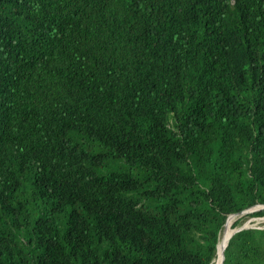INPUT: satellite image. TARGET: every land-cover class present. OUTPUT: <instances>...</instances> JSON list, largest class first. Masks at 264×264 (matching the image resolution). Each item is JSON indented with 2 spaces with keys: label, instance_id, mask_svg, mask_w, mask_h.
Wrapping results in <instances>:
<instances>
[{
  "label": "trees",
  "instance_id": "1",
  "mask_svg": "<svg viewBox=\"0 0 264 264\" xmlns=\"http://www.w3.org/2000/svg\"><path fill=\"white\" fill-rule=\"evenodd\" d=\"M256 205L264 0H0V264H211Z\"/></svg>",
  "mask_w": 264,
  "mask_h": 264
},
{
  "label": "bare ground",
  "instance_id": "2",
  "mask_svg": "<svg viewBox=\"0 0 264 264\" xmlns=\"http://www.w3.org/2000/svg\"><path fill=\"white\" fill-rule=\"evenodd\" d=\"M233 217L234 216H232L230 218V220L224 225V228L220 233L219 241L217 244L216 257L213 260L212 264H221L222 263V251L225 248V246H227V243H228L230 237L232 236V234L234 233V231L237 229V228L233 229V227H232V224L234 221Z\"/></svg>",
  "mask_w": 264,
  "mask_h": 264
},
{
  "label": "rangeland",
  "instance_id": "3",
  "mask_svg": "<svg viewBox=\"0 0 264 264\" xmlns=\"http://www.w3.org/2000/svg\"><path fill=\"white\" fill-rule=\"evenodd\" d=\"M262 208H261V206H255V207H253L252 209H250L249 211H248V213H245V214H241V215H236L235 217H233V220L235 221L237 218H239V217H241V216H244V215H246V214H249V213H251V212H257V211H260ZM233 221V222H234ZM245 226V227H247V228H258V229H262V228H264V217H256V218H254V217H248V218H245L244 220H243V222H242V224H241V226L240 227H238L237 229H240V228H242V226ZM234 229V228H233ZM244 229V228H243ZM222 230H223V228H222ZM221 230V231H222ZM221 233V232H220Z\"/></svg>",
  "mask_w": 264,
  "mask_h": 264
},
{
  "label": "water",
  "instance_id": "4",
  "mask_svg": "<svg viewBox=\"0 0 264 264\" xmlns=\"http://www.w3.org/2000/svg\"><path fill=\"white\" fill-rule=\"evenodd\" d=\"M250 209H252V208H250ZM250 209H248V210H245V211H243L241 214H245V213H248V211L250 210ZM250 212V211H249ZM237 214H234V215H230V216H236ZM226 223V222H225ZM243 228H240V229H238V230H236V231H234V233H236V232H238V231H240V230H242ZM233 233V234H234ZM232 234V235H233ZM226 247V246H225ZM216 248H217V246H216ZM225 249V248H224ZM224 249H223V251H222V263L221 264H223V260H224Z\"/></svg>",
  "mask_w": 264,
  "mask_h": 264
},
{
  "label": "clouds",
  "instance_id": "5",
  "mask_svg": "<svg viewBox=\"0 0 264 264\" xmlns=\"http://www.w3.org/2000/svg\"><path fill=\"white\" fill-rule=\"evenodd\" d=\"M256 206H261V210H263L264 209V205H256ZM255 207V206H254ZM253 208V207H252ZM235 217V216H234ZM228 219V218H227ZM227 221V220H226ZM225 221V222H226ZM224 225H225V223H224ZM224 225H223V227H224ZM242 228H244V229H247V227H245L244 225L242 226ZM236 230H238V229H236ZM235 230V231H236ZM234 235V234H233ZM219 236H220V233H219ZM219 236H218V240H219ZM231 238V237H230ZM218 243V242H217ZM216 246H217V244H216ZM226 248V247H225ZM216 250H217V248H216ZM225 250V249H224ZM213 262V261H212ZM212 264V263H211Z\"/></svg>",
  "mask_w": 264,
  "mask_h": 264
}]
</instances>
